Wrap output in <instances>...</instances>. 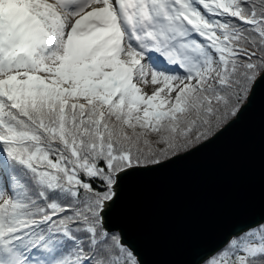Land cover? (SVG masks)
I'll use <instances>...</instances> for the list:
<instances>
[{"label":"snow or ice","instance_id":"obj_1","mask_svg":"<svg viewBox=\"0 0 264 264\" xmlns=\"http://www.w3.org/2000/svg\"><path fill=\"white\" fill-rule=\"evenodd\" d=\"M264 77V0H0V264H143L126 181L216 139ZM196 264H264V215Z\"/></svg>","mask_w":264,"mask_h":264},{"label":"water","instance_id":"obj_2","mask_svg":"<svg viewBox=\"0 0 264 264\" xmlns=\"http://www.w3.org/2000/svg\"><path fill=\"white\" fill-rule=\"evenodd\" d=\"M264 215V77L216 139L125 182L111 220L143 264H196L222 233Z\"/></svg>","mask_w":264,"mask_h":264}]
</instances>
